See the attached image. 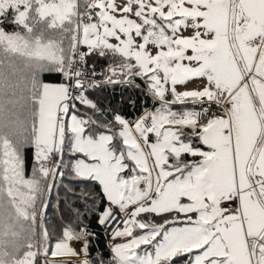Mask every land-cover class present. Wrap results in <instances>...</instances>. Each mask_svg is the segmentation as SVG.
<instances>
[{
    "label": "crops",
    "instance_id": "obj_1",
    "mask_svg": "<svg viewBox=\"0 0 264 264\" xmlns=\"http://www.w3.org/2000/svg\"><path fill=\"white\" fill-rule=\"evenodd\" d=\"M99 3L103 9H100ZM99 3L96 15L91 20L97 19V16L102 14L115 23L114 33L110 32L109 28L105 38L107 46L101 48H112L111 45H118L116 50L127 57H132L142 72V67L149 62L152 63V58L157 56L154 44L151 41L147 43L144 36H138L133 21L127 19L129 13L125 11L127 5L125 1L99 0ZM229 4L233 6V9L230 12V19L226 21V30L215 35H229L234 42V47L240 49L243 55L240 57V63L227 60L215 74H206L207 77L213 76L221 87L233 86L231 121L215 120L201 128L198 133L200 141L206 148L194 147L190 141L180 138L179 124L167 121L177 114L176 109L161 106L153 109L155 129L150 133H146L139 126L138 128L128 127L123 118L116 117V120L122 124L119 130L122 146L132 148L129 141L139 146H147L150 143L158 146V148L150 149V155L146 154V159L148 163H158L159 170L164 173L161 175L158 173L156 177L152 169L143 170L140 167L141 152L134 151L132 152L134 159H125V162L131 163L130 168L133 174L122 176L121 172L128 167V164H124L126 167L120 172L122 186L119 185L114 191H109L106 186L102 189L101 182L96 179L101 186L105 202L110 204L120 201L129 205L145 200L138 212L161 213L178 210L181 214L189 215L188 218L173 220L161 226L149 227L139 222L137 225L143 230L137 234L134 232V217L115 241L116 247L113 253L121 262L139 264L142 256H146L145 253H147L139 251V245L146 243L140 242V239L149 237L148 239L151 240L149 236L151 232V235H154L151 241L158 236L157 241H159L164 229L171 225L174 226V231L178 228L185 232V245L196 248L192 264H250L249 259H254V252L257 262L264 264V195L254 192L250 187L251 183L257 187L255 186L257 182L264 178V0H208L207 5L200 1L199 6L205 5L210 8V18L213 17L215 21L221 15L220 7L228 9ZM114 7L120 10L117 16L110 12ZM91 20L86 23H90ZM217 23L218 21L214 24ZM257 35H262L263 50H259L253 42ZM226 52L227 57L230 58L232 51L227 49ZM244 78L247 82H244L246 81ZM47 84H43L41 88L39 109L43 108L42 101L45 100L42 98L43 92L53 95L52 89L47 87ZM150 89L152 95L161 97L155 94L151 87ZM208 89L207 84L190 96L175 98L168 87V91L166 90L161 98L181 101L187 97L195 98L207 92ZM168 93L169 99L165 98ZM55 99L56 103L61 102L63 96L56 94ZM164 109L170 110L171 113L165 118L158 114L159 123H156V111ZM48 114L51 119L54 117L53 112L48 111ZM70 115L68 114L67 117ZM60 119L58 116V120ZM84 124L83 118H79V125L73 123V128L78 131L79 136L83 135ZM167 125L171 128H166ZM104 134H109L110 137L108 135H105V138L102 137ZM156 134H158L157 138H155ZM83 136L87 138V141L85 144L81 142V145H85L90 154L96 153L94 142L102 140L104 145L111 138L108 131L100 133L95 139ZM99 136L101 139H98ZM141 141L144 143L140 144ZM184 152L198 155L199 160L187 170L179 171L183 167L180 164V156ZM134 177L143 179V188L138 189L137 186L131 185L128 192H125L124 181ZM235 190L239 191V194ZM134 191L143 193L144 197H136ZM169 230L168 228L167 231ZM66 236H68L66 240H69L70 236L74 235L67 230ZM117 249L121 253H116ZM158 259L152 257L151 264H155ZM142 264H150V262L146 259ZM252 264H254L253 261Z\"/></svg>",
    "mask_w": 264,
    "mask_h": 264
},
{
    "label": "trees",
    "instance_id": "obj_2",
    "mask_svg": "<svg viewBox=\"0 0 264 264\" xmlns=\"http://www.w3.org/2000/svg\"><path fill=\"white\" fill-rule=\"evenodd\" d=\"M42 1L26 0L0 14V29L4 32L18 34L32 43L53 42L61 53L59 62H49L0 43V264H41L38 258L44 253L49 256L58 240L67 241L86 254L84 245L74 236L86 245V264L87 259L88 264H123L106 248L102 227L97 222L98 212L105 205L99 182L91 176L76 174L73 167L74 162L85 158L86 154L74 147L72 130L67 123L49 179L39 167L35 150L41 88L46 83L59 84L65 74L77 39V11L87 0H76L77 10L61 22L55 21L51 14L40 13ZM20 14L22 22L17 20ZM80 48L85 62L101 71L103 85L85 92L87 103L72 101L68 104V114L85 119L82 131L85 136L95 139L108 131L111 134L108 148L118 153L123 148L119 134L122 124L116 117H135L148 107V94L152 93L149 75L140 71L132 57L114 48L86 45ZM165 98L169 99L170 94ZM192 98H184L171 108L181 113L187 106L183 103ZM158 106L155 103L153 109ZM178 133L192 146L206 148L198 134L189 135L181 129ZM8 149L16 153L19 166L11 167L5 162ZM198 160V155L182 153L180 164L183 167L179 171L187 170ZM126 162L128 167L121 172L124 177L133 174L131 163ZM16 169L18 172L13 177L11 172ZM40 211L42 219H38ZM188 216L178 210L139 211L134 218V232L143 230L138 227L139 222L153 227ZM67 230L74 235L69 240H66ZM155 240L140 244L139 251H152ZM194 252L177 250L175 254L159 258L155 264H192ZM25 258L28 261L23 262Z\"/></svg>",
    "mask_w": 264,
    "mask_h": 264
},
{
    "label": "rangeland",
    "instance_id": "obj_3",
    "mask_svg": "<svg viewBox=\"0 0 264 264\" xmlns=\"http://www.w3.org/2000/svg\"><path fill=\"white\" fill-rule=\"evenodd\" d=\"M25 1L26 0H0V14L9 7H17L24 4ZM115 1L116 0H114V2ZM123 1L127 4L125 11L129 13L127 19L133 21L138 36H144L147 43L151 41L154 44L157 56L152 58V63L149 62L142 67V72L148 73L150 76V87L155 94L163 97L169 87V91L175 98L178 96H190L203 86H207V73L215 74L216 70L220 69L221 65L224 66L227 60L240 63V57L243 53L240 49L234 47L232 38L230 39L229 35H215L216 33L220 34L226 30V21L230 19V12L233 9V6L230 4L228 9L227 7L221 6L219 9L221 15L217 20L213 21V17L210 18L211 9L205 7V5L199 6L200 1H203L207 5L208 0ZM98 3L99 0H95L96 6ZM76 6V0H43L40 3L39 9L42 15L51 14L55 18V21L61 22L66 19L69 14L77 10ZM98 6H100V9H103L101 3H99ZM110 12L117 16L116 14H119L120 10L114 7ZM97 17V19L91 20V24L81 21L79 31L80 45H88L90 48L107 46L105 38L108 35L109 28L111 30L110 32L114 33L115 23L109 21L107 17L102 14H99ZM17 20L18 22H22L23 17L21 14L18 16ZM217 21L218 23L215 25L214 23ZM0 43L5 44V46L11 50L30 57L47 60L49 62L60 61V48L50 41H36L32 43L18 34L4 32L0 29ZM111 46L117 49L118 45ZM227 49L232 51L230 53V58L227 57ZM257 69L259 68L257 67ZM244 82H247V80ZM47 87L52 89L53 95L46 91H44L42 95V98L45 100L42 101L43 108L41 107L39 109L37 119L35 150L37 157L44 156L45 153L52 148L57 149V144L61 141L64 125L67 123L69 129L72 130L73 145L76 149L85 152V154L87 153L85 158L81 157L77 159L78 162H76L77 160L74 162L73 167L76 174L91 176L97 179L101 182L102 189L106 186L109 191H114L119 185L122 186L120 172L126 167V165L124 166V164H127L125 162L126 158H135L132 154L134 151L141 152L139 158L141 159L140 167L143 170L152 169L156 177H158V173L160 175L164 173L159 170L158 163H148L146 159V154L150 155V149L158 148V146L152 145L151 143L147 146H139L129 141L128 143L132 148L129 149L127 146L124 148L123 146L122 150L116 153L108 149L107 144L102 145V140H99L98 142H94L96 153L90 154L85 145H81V142L83 144L86 143L87 138L81 134L79 136L78 131L73 128V123L79 125V118L73 114L67 117L68 108L65 104L69 96L67 87L62 84L50 83L47 84ZM232 87L233 86H226L230 92V100L233 99ZM56 94H61L63 96L61 102L58 101V103H56ZM48 111L54 113L52 119L48 116ZM170 113L171 111L166 109L156 111V123H159V119L157 120L158 114V116L165 118ZM58 116L59 119L61 117L60 120H58ZM167 124L170 123L167 122ZM166 128L171 127L167 125ZM172 129H174V127H172ZM105 135L110 137L109 134H104L102 137L105 138ZM98 139H101V137L99 136ZM157 145L160 146L161 144L157 143ZM13 151L14 150L10 149L6 150L4 160L9 166L16 167L19 166L20 162L19 159H16V153ZM79 165L80 169H78ZM17 172V169L16 171L13 170L11 175L16 177L15 174ZM19 180L20 179H18V181ZM250 187H252L254 192L259 194L263 193L264 195V188L254 187L252 183ZM235 192L239 194V191L235 190ZM134 195L139 198L144 197V194L138 191H134ZM106 196L108 197V195ZM168 228L170 229L169 231H167ZM184 233V231L178 228L177 231H174V226L171 225L164 229L162 238L159 241H157L158 238H156L153 250L145 253L146 256H142L139 264H142L146 259L151 264L152 257L158 259L163 256H169L175 254L177 250H181L182 252L189 250L195 251L196 248L184 244ZM149 236L152 239L154 237L153 234L151 235V232ZM74 237L81 241L87 253L84 242L78 237ZM148 238L149 237H143L140 239V242L149 243L152 239L150 240ZM71 245L73 246V244ZM74 247L75 245L72 249L76 254L86 255L79 252L77 248ZM115 252L121 253L119 249L115 250ZM250 254H248V256ZM47 256L48 255L44 253L38 258V262L47 264L45 260ZM86 258L87 257H85V261ZM253 258V260L249 259L250 264H252V261L254 264H259L256 260L255 252L253 253ZM26 261H28V259L25 258L23 262ZM88 262L87 259V264Z\"/></svg>",
    "mask_w": 264,
    "mask_h": 264
},
{
    "label": "built area",
    "instance_id": "obj_4",
    "mask_svg": "<svg viewBox=\"0 0 264 264\" xmlns=\"http://www.w3.org/2000/svg\"><path fill=\"white\" fill-rule=\"evenodd\" d=\"M97 12L95 0H87L86 3L77 11V39L74 48L71 52L68 68L65 74L60 78V84L68 89V99L65 104L68 105L72 101H79L85 103V92L93 89L96 86L103 85L101 79V71L95 68L92 64L85 62L79 44V31L81 21H90ZM262 35H257L253 42L259 50L262 48ZM116 71H122L117 69ZM209 89L207 92L184 102L187 105L182 109L181 113L171 116L167 121L177 122L181 130L189 135H197L201 128L208 126L215 120L231 121V100L230 92L227 88L221 87L215 78L211 75L207 77ZM149 96V105L139 115L124 119V123L128 127H141L146 133H150L155 129L153 123V106L158 103L159 106L164 108H171L176 106L182 101H170L157 98L152 94ZM158 134L155 135V138ZM144 142L141 141L140 144ZM56 149L52 148L47 151L44 156L38 159L39 167L49 179L55 164ZM264 188V178L260 179L257 183ZM131 185H135L138 189L143 188V179L134 177L131 180L124 181V190L128 192ZM126 199V198H125ZM128 199V198H127ZM145 203V200L135 202L134 204L125 205L123 202H112L110 204L105 202L102 210L98 212L97 222L102 227L105 246L110 253L116 247L120 233L124 230L129 222L132 221L137 214L140 207ZM43 218L41 211L38 214V219ZM84 232V229L81 233ZM124 264H129L123 261Z\"/></svg>",
    "mask_w": 264,
    "mask_h": 264
},
{
    "label": "bare ground",
    "instance_id": "obj_5",
    "mask_svg": "<svg viewBox=\"0 0 264 264\" xmlns=\"http://www.w3.org/2000/svg\"><path fill=\"white\" fill-rule=\"evenodd\" d=\"M129 225L130 223L127 226ZM73 246L67 241H56L53 244L51 254L45 259L47 264H86V255L84 256L76 254L75 251L72 249Z\"/></svg>",
    "mask_w": 264,
    "mask_h": 264
},
{
    "label": "water",
    "instance_id": "obj_6",
    "mask_svg": "<svg viewBox=\"0 0 264 264\" xmlns=\"http://www.w3.org/2000/svg\"><path fill=\"white\" fill-rule=\"evenodd\" d=\"M87 255H88V252H87Z\"/></svg>",
    "mask_w": 264,
    "mask_h": 264
}]
</instances>
